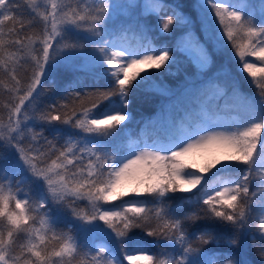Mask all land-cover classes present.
<instances>
[{"label": "snow or ice", "instance_id": "6c2138e0", "mask_svg": "<svg viewBox=\"0 0 264 264\" xmlns=\"http://www.w3.org/2000/svg\"><path fill=\"white\" fill-rule=\"evenodd\" d=\"M133 6L27 0L25 7L20 0H0V86L10 93L7 119L0 115V264H73L77 257L79 264H122L117 250L129 264H249L231 252L209 254L206 246L239 248L249 233L264 244V0H193L196 19L179 6L163 18L167 6L145 0L162 33L184 26L185 35L173 47L143 38L128 42L133 25L117 28L113 9ZM197 21L203 39L196 34ZM143 27L137 20L135 28ZM229 44L256 95L241 93L235 81L229 84L223 65L201 79L214 53ZM89 45L94 74L106 86L75 90L82 87L75 76L60 87L63 79L57 77L63 73L88 70L64 61ZM180 53L195 65L179 86L188 101L183 115L170 120L162 138L133 139L125 123L131 120V93L154 87L149 70H167ZM28 67L24 85L18 69ZM224 97L235 115L220 121ZM213 150L221 157L204 167L189 160ZM174 199L175 207L169 203ZM185 205L199 207L184 212ZM69 214L67 231L59 230V218ZM135 228L162 237L154 241L159 251L149 254V247L130 236ZM79 233L94 239L81 240ZM258 253L264 259V246Z\"/></svg>", "mask_w": 264, "mask_h": 264}, {"label": "trees", "instance_id": "16d2710c", "mask_svg": "<svg viewBox=\"0 0 264 264\" xmlns=\"http://www.w3.org/2000/svg\"><path fill=\"white\" fill-rule=\"evenodd\" d=\"M169 1L176 6H179V8L182 10V12L192 17L193 19H196V11L193 9L192 4L193 0H166ZM255 1V0H253ZM20 3L27 6V0H20ZM258 3V2H253ZM167 15H170L168 13V10H164V12L161 14L163 18H166ZM146 24L150 27H155L157 23V17L155 15H147L144 17ZM9 26H11V22H7ZM198 23H196L195 27H197ZM154 30V31H153ZM33 30L28 29L27 32L31 33ZM185 32V28L182 25H176L174 29L169 33H161V34H155V29L151 30V33L155 36L156 39L159 41H162L167 45L168 47L175 46L182 38V34ZM229 51L228 54H224L223 52L214 53L213 55V65L211 68H213L214 65L218 63V61L222 62L224 66L227 68L230 66V64H234L233 66H236L237 59L233 58V50L231 48V45L229 44L227 46L226 51ZM224 58V59H223ZM223 59V60H222ZM210 68V69H211ZM154 75L151 77L150 83L152 85H155L154 87L150 86H142L139 89L133 90V92L130 95L131 103L128 107V112L131 114V120L126 121L127 124V132L131 135L133 139L137 138L138 136L141 138H154L152 128L156 124V120L159 114L163 112V110L166 107H169L175 100L179 103V105H182L183 108H185L188 105V101L181 97L179 95L180 89L179 86L182 84L183 75L184 73L187 74H193L195 72V68L190 63L188 58L183 54L180 53L176 56V62L172 64L171 67H169L167 70H157V69H150L149 70ZM96 72V69H88L87 71L78 72L75 75L69 71L66 73H63L62 76L57 77L58 80L61 78L63 79V83L60 85V87H66L69 83L75 79V76H79L80 83L82 87L80 90L83 91L84 87L86 86L88 90H92L93 87L100 86L105 87L103 80L97 79V76L94 74ZM19 76L22 80V84L26 85L28 82V76L31 74V67H28L27 70L24 68L18 69ZM231 77L233 81H235L238 84L239 91L245 94L249 95H256L257 89L253 85L252 87H249V85H246V75L242 72H238L236 68H233V71L231 72ZM2 78V76H0ZM45 88H50L51 84L50 82H44ZM69 91H73V89H69ZM173 93H177V95H173ZM22 94V93H20ZM10 93H8L3 86H0V115H2L5 119L7 118V109L4 107V104L9 101ZM18 102V100L16 101ZM49 101H45V103H48ZM79 106V102L77 103V107ZM85 106H87V102H85ZM69 114H71V107L69 109ZM164 123H166V120H163ZM162 135V133H160ZM49 138L51 139V136L49 135ZM151 140V139H150ZM213 158H208L201 162L200 167H204L207 163H210ZM207 175V174H206ZM211 181V177H209ZM176 197L187 195L185 193H177L174 194ZM170 204L173 205V207L176 206V204L179 203L178 199H174L169 201ZM199 205H185L184 206V212H190L196 210ZM184 213H180V215H183ZM73 218L71 215H63L59 218V223L57 225V228L59 230L67 231L68 229V222L71 221ZM208 223L207 221H198V224H204ZM258 224V220L256 222ZM191 230H197L196 228L190 229ZM218 231L220 229H217ZM254 231H256L255 225H254ZM252 233H249V236L241 242V246L239 248H230L225 246L223 243L219 245H208L206 246L207 251L209 254H215V255H221V254H227L229 252L233 254H237V259H246L249 264H264V259H262L258 253V249L264 244L257 239L256 241H253L251 239ZM130 236H132L135 240L141 241L144 246L150 248L149 254H153L159 251L158 248L154 246V241L156 240H162V237H148L143 229L135 228L131 230ZM79 237L81 240L85 239H94L92 234L87 233H79ZM112 247L114 249L117 248V246L112 243ZM51 247V246H50ZM241 250L242 254H241ZM135 252H129L127 254H131ZM117 254L123 255L124 253H120L117 250ZM80 257H77L76 260L73 261V264H79Z\"/></svg>", "mask_w": 264, "mask_h": 264}, {"label": "rangeland", "instance_id": "374dc122", "mask_svg": "<svg viewBox=\"0 0 264 264\" xmlns=\"http://www.w3.org/2000/svg\"><path fill=\"white\" fill-rule=\"evenodd\" d=\"M251 2L252 3L258 2V0H255V1L251 0ZM112 3L114 6L120 5V4H129V3L134 5L133 7H130V8L116 9L114 7V9H113V11L114 12L116 11V12L114 13L112 19H113L114 24L117 28H119L121 25H124V26H127L129 24L133 25V30L129 31L127 34L128 42L135 44L141 38H143L145 42H151V43H154L156 45H165V43L156 39L155 36L151 33L152 29H155V34H161L162 33L160 31V28L158 27L157 23L155 25L156 28H154L152 26L149 27L145 22L144 17L149 15V13L143 7L145 0H112ZM161 3H163L164 5L167 6L166 10H168L169 14H171V11L173 8H177V6L175 4H173L169 1H166V0H161ZM135 5H140V6L136 7ZM177 10L182 11L179 7L177 8ZM196 18H197V11H196ZM137 20H139L140 24L142 26H144L142 29L137 30L135 28V23ZM197 23H198L197 24L198 26L195 27L196 34L203 39L204 33H203L198 21H197ZM184 35H185V32L182 34V37ZM90 51H91V46L89 45L87 49H85L83 51H77V53L74 56L65 59L64 63L69 67H73V66L79 67V66L83 65V66H86L87 69L96 68L94 62L91 59ZM223 53L228 54L229 51L227 50V51H224ZM236 59H238V58H236ZM246 59L249 62H256L259 65V61H256L255 57H247ZM222 65H223L222 62L218 61V63L216 65H214L213 68H211L210 70H206V75H203L201 77V79L206 80L208 78V76L215 75L216 72L221 68ZM233 65L234 64L232 63L228 67L229 75L227 77V82L229 84L233 82V79L231 77V72L233 71V68L237 69L238 67H240L241 68L240 72H242V65H238V64L236 66H233ZM193 67L195 68V65H193ZM243 74H245L247 76V73H243ZM183 76L184 77H183L182 83L186 78L192 76V74L184 73ZM250 79H251L250 77H247V80H250ZM224 82H225V80L222 77L221 80L219 81V83H221V85L223 86ZM246 85H248V83H246ZM229 94H230V89H229ZM243 94H245V93H243ZM247 95H249V94H247ZM227 100H228V97H224L222 99H219V105H220V108L222 109V111L218 113V115L216 116V119H218L220 121L231 119L235 115L234 112L229 111L228 108L225 106ZM183 109L184 108L182 107V105H179L177 100H175L169 107H166L163 110V112L158 115L157 120H156V124L152 128L153 135L155 136L153 139L162 138L165 135V129L167 128L170 120L171 119H177L178 120L180 118V116L183 115ZM164 119L166 120V123H164V121H163ZM160 133H162V135H160ZM149 142H151V140H149ZM221 155H222V153H220L218 151H214V150L213 151H205V152H197V153H194L189 158V160H190V162H194L199 168L201 162H203L204 160H206L208 158L219 159L221 157ZM198 168H197V170H198ZM16 179H19V177H16ZM16 187H18V186L14 184L13 190H15ZM19 187H22L24 191L33 192V189H31L30 186L21 185ZM125 190H127V189H125ZM33 194H34V192H33ZM19 198H23V196L21 195ZM13 207H14V202H13ZM96 242L98 243L99 241L97 240ZM117 255H119V254H117ZM128 255H138V253L135 252V253H131ZM119 256L122 260V264H129V261L124 259V254L119 255Z\"/></svg>", "mask_w": 264, "mask_h": 264}]
</instances>
